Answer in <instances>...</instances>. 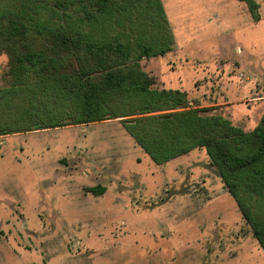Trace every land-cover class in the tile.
<instances>
[{"label": "rangeland", "instance_id": "1", "mask_svg": "<svg viewBox=\"0 0 264 264\" xmlns=\"http://www.w3.org/2000/svg\"><path fill=\"white\" fill-rule=\"evenodd\" d=\"M19 2L0 0V10ZM25 2L32 21L24 49L48 46L12 72L0 51V264H264L263 243L230 191L258 163L223 177L202 147L152 160L131 132L146 130L127 127L151 114L152 103L135 93L138 74L100 115L73 107L77 95L97 93L95 79L123 67L101 49L85 55L80 37H115L144 44L128 62H138L150 88L184 92L188 106L210 108L202 115L258 132L264 0ZM95 185L104 192L87 190Z\"/></svg>", "mask_w": 264, "mask_h": 264}, {"label": "trees", "instance_id": "2", "mask_svg": "<svg viewBox=\"0 0 264 264\" xmlns=\"http://www.w3.org/2000/svg\"><path fill=\"white\" fill-rule=\"evenodd\" d=\"M21 1L18 9L10 12L0 10V51H6L9 55L10 72L31 61L35 54L43 56L48 46L39 48L36 52L24 49L23 43L29 38L32 16L29 13L28 2H25L27 0ZM37 12L40 15L39 11ZM254 17L257 20V16L254 15ZM41 21L47 24L45 17ZM39 27H42V25H39ZM92 41L89 37H80L79 43L83 42L84 46H90L85 48V55L91 54V57L96 58L99 54L98 49H101L102 58L105 56L117 58V60L119 59L117 63L116 61L110 63L123 65V67L116 73L110 71L101 75L100 80L95 79L93 87L96 88L97 93L85 92L77 95V99L73 98V107L81 108L84 113H96L98 116L106 100L110 99L115 93L120 92L119 86L123 84L122 82H125L126 79L130 82V80L136 78L137 74L141 75L142 81L135 93L139 94L142 100H148L152 103L149 111L151 114H140L137 119L133 120V125L130 122L127 127H134V124H138V130H146L145 132L148 134L143 137L137 133L135 134L134 131L131 132L152 160L164 162L176 155L202 147L223 177L232 176L245 167H249V161L258 163L259 171L254 175H243L242 179H238L235 189L232 188L230 191L234 195L242 215L253 226L255 235L264 247V116L259 120L258 132H245L219 114L202 115L201 112L208 111L210 108L188 106V102L184 98L186 94L179 90L167 91L150 88V79L138 69V62L136 63L137 68H132L128 60L131 56H141L144 52L142 51L144 44L138 42L123 45V42L115 37L97 42ZM160 52H162V48ZM28 71L29 69L23 74L27 75ZM56 74L63 77L59 75L63 74L60 71H56ZM25 88L26 86H24ZM171 95H174L175 98ZM65 96L71 98L73 95L64 94L62 96L69 102ZM176 97L183 98L178 103ZM167 101L170 104H166ZM27 115L29 114L27 113ZM97 119L100 118L95 117L92 120ZM56 125L60 124L53 120L51 126ZM34 126V124L30 126L31 128L25 126L24 130L39 128ZM153 131H156V133ZM3 133L5 132H0V134ZM87 190L98 195L104 192L105 187L95 185ZM259 229H261L260 235L257 234Z\"/></svg>", "mask_w": 264, "mask_h": 264}, {"label": "water", "instance_id": "3", "mask_svg": "<svg viewBox=\"0 0 264 264\" xmlns=\"http://www.w3.org/2000/svg\"><path fill=\"white\" fill-rule=\"evenodd\" d=\"M140 112H147L148 111V108L144 107V108H140L139 109Z\"/></svg>", "mask_w": 264, "mask_h": 264}]
</instances>
